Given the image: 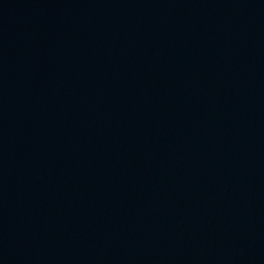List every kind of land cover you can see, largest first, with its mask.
I'll list each match as a JSON object with an SVG mask.
<instances>
[{"label":"water","instance_id":"95a60500","mask_svg":"<svg viewBox=\"0 0 264 264\" xmlns=\"http://www.w3.org/2000/svg\"><path fill=\"white\" fill-rule=\"evenodd\" d=\"M0 264H264V0H0Z\"/></svg>","mask_w":264,"mask_h":264}]
</instances>
